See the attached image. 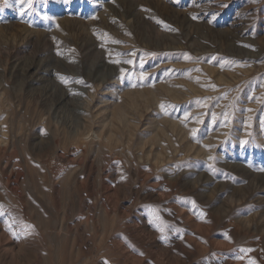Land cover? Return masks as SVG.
Returning <instances> with one entry per match:
<instances>
[{"label":"rangeland","instance_id":"374dc122","mask_svg":"<svg viewBox=\"0 0 264 264\" xmlns=\"http://www.w3.org/2000/svg\"><path fill=\"white\" fill-rule=\"evenodd\" d=\"M0 126V264H264V0H0Z\"/></svg>","mask_w":264,"mask_h":264},{"label":"bare ground","instance_id":"6f19581e","mask_svg":"<svg viewBox=\"0 0 264 264\" xmlns=\"http://www.w3.org/2000/svg\"><path fill=\"white\" fill-rule=\"evenodd\" d=\"M221 77V76H220ZM222 77H223V74H222ZM224 77H225V75H224ZM227 78V77H226ZM187 79V78H186ZM220 80H221V78H220ZM224 80V79H223ZM227 81V80H226ZM225 80H224V83L226 82ZM227 83H229V82H227ZM195 85H197V84H195ZM192 86V85H191ZM192 88H195V86L193 85L192 86ZM200 88V87H199ZM176 90H178V89H176ZM180 91V90H179ZM193 91V90H192ZM201 91V90H200ZM204 91V90H203ZM202 91V92H203ZM156 92V91H155ZM188 92V91H187ZM2 96V95H1ZM92 98V97H91ZM114 101V100H113ZM84 102V101H83ZM84 104H85V102H84ZM87 104V103H86ZM85 104V105H86ZM85 107V106H84ZM123 108V107H122ZM86 109H87V111L90 109V103H88L87 105H86ZM115 111H116V109H115ZM124 112V111H123ZM112 115V114H111ZM113 116V115H112ZM118 116H119V114H118ZM128 116V115H127ZM82 119H81V121H79V127L76 129V130H74L75 131V134H76V136H77V140H76V142H79L78 141V139H80V138H82L84 135H90L92 138L91 139H100L101 138V132H102V130L100 129V130H96L95 129V127H94V121L92 120V116L90 115V114H85V115H83L82 117H81ZM111 118V117H110ZM128 118V117H127ZM101 119V118H100ZM130 120V119H129ZM132 120V119H131ZM191 120V119H190ZM99 121V120H98ZM116 121V120H115ZM146 121V120H145ZM103 122H104V120L102 121V124H103ZM117 122V121H116ZM125 122V121H124ZM133 122V121H132ZM192 122V121H191ZM98 123H100L101 124V122L99 121ZM113 123V122H112ZM134 123V122H133ZM116 124V123H115ZM147 124V123H146ZM173 124V123H172ZM105 125H107V124H105ZM112 125V124H111ZM183 125V124H182ZM40 126V125H39ZM38 126V127H39ZM51 126V125H50ZM116 126V125H115ZM125 125H123V127H124ZM1 127V126H0ZM66 127V126H65ZM110 127H112V126H110ZM130 127V126H129ZM142 127V126H141ZM125 128V127H124ZM131 128H133V125L131 126ZM137 128V127H136ZM42 129V128H41ZM60 129V128H59ZM159 129V128H158ZM62 130V129H61ZM114 130V129H113ZM120 130V129H119ZM1 131V130H0ZM5 130H3V132H4ZM111 131H112V129H111ZM125 131H127V129L125 130ZM132 131V130H131ZM134 131V130H133ZM36 132V131H35ZM34 132V133H35ZM118 132V131H117ZM120 132V131H119ZM161 132V131H160ZM4 133H7V132H4ZM105 133V132H104ZM131 133V132H130ZM146 133V132H145ZM116 134V133H115ZM162 134H164V132L162 133ZM34 135V134H33ZM128 135V134H127ZM133 135V134H132ZM140 135V134H139ZM151 135H153V134H151ZM166 135V134H165ZM2 136V135H1ZM130 136H131V134H130ZM134 136V135H133ZM147 136V135H146ZM154 136V135H153ZM17 137H18V135H17ZM145 137V136H144ZM152 137V136H151ZM157 137H158V135H157ZM19 138V137H18ZM108 138V137H107ZM116 138H117V136H116ZM122 138V137H121ZM149 138V137H148ZM22 139V138H21ZM123 139V138H122ZM131 139V138H130ZM151 139V138H150ZM149 139V140H150ZM153 139V138H152ZM154 139H156V138H154ZM159 139H160V137H159ZM167 139V138H166ZM114 140V139H113ZM132 140V139H131ZM140 140V139H139ZM4 141V140H3ZM143 141H145V140H143ZM152 141V140H151ZM150 141V142H151ZM6 142V141H5ZM119 142H120V139H119ZM154 142V141H153ZM159 142V141H158ZM86 143V142H85ZM112 143V142H111ZM129 143V142H128ZM145 143V142H144ZM155 143V142H154ZM114 144V143H113ZM156 144V143H155ZM98 145V144H97ZM140 145V144H139ZM144 145V144H143ZM146 145V144H145ZM174 147V146H173ZM207 148V147H206ZM161 149H163V148H161ZM141 150V149H140ZM164 151V150H163ZM162 151V152H163ZM203 151H204V149H203ZM78 153V152H77ZM142 153V152H141ZM159 154L161 153V152H158ZM63 154V153H62ZM158 154V155H159ZM157 155V156H158ZM164 155V154H163ZM169 155V154H168ZM206 155V154H205ZM81 156V155H80ZM177 156V155H176ZM11 157V156H10ZM159 158H161V157H159ZM13 159V158H12ZM75 159V158H74ZM162 159V158H161ZM159 162V161H158ZM9 167V166H8ZM80 168V167H79ZM76 173H78V172H76ZM20 174V173H19ZM85 175H86V173H84ZM5 177H8V175L7 176H5ZM18 177V176H17ZM20 177H21V175H20ZM6 179V181L8 182V183H16L17 181H18V179L19 178H5ZM79 179V178H78ZM21 180V179H20ZM61 180V179H60ZM66 181V180H65ZM3 182V181H2ZM2 182H1V184H2ZM19 182V181H18ZM63 182V181H62ZM19 184V183H18ZM63 184V183H62ZM66 184V183H65ZM12 185V184H11ZM20 185V184H19ZM58 185V184H57ZM16 186V185H15ZM64 187H65V185H63ZM44 187H46V186H44ZM20 188H21V186H20ZM27 188V187H26ZM63 188V187H62ZM13 189V188H12ZM15 189V188H14ZM58 189V188H57ZM17 190V189H16ZM15 190V191H16ZM43 191H44V189H42ZM18 191V190H17ZM16 191V192H17ZM1 192V191H0ZM12 192V191H11ZM20 192V191H19ZM31 192V191H30ZM57 192V191H56ZM55 192V193H56ZM9 193V192H8ZM34 193V192H33ZM44 193H46V192H44ZM13 194V193H12ZM16 194V193H15ZM59 195V194H58ZM30 196V195H29ZM18 197V196H17ZM17 199V201H18V198H16ZM45 201V200H44ZM13 202V201H12ZM41 203H42V201H41ZM58 203V202H57ZM16 205V204H15ZM21 205V204H20ZM44 205V204H43ZM1 206V205H0ZM42 211V210H41ZM49 211H50V209H49ZM42 212H44V211H42ZM64 212V211H63ZM67 213V212H66ZM12 217V216H11ZM11 217H9V218H11ZM94 217V216H93ZM100 217V216H99ZM101 218V217H100ZM41 219V218H40ZM44 219V218H43ZM76 219V218H75ZM80 219V218H79ZM108 219V218H107ZM8 220V219H7ZM13 220H14V218H13ZM73 220V219H72ZM90 220V219H89ZM93 220V219H92ZM100 220V219H99ZM52 221V220H51ZM80 221V220H79ZM107 221V220H106ZM72 222V221H71ZM92 222H94V221H92ZM11 223V222H10ZM50 223V222H49ZM74 223H76V222H74ZM96 223V222H95ZM12 224V223H11ZM72 224V223H71ZM101 224V223H100ZM13 225V224H12ZM47 225V224H46ZM52 225V224H51ZM42 226V225H41ZM16 227V226H15ZM69 233V232H68ZM76 233V232H75ZM3 234V233H2ZM76 235V234H75ZM2 237H3V235H1ZM1 236H0V239H1ZM68 238V237H67ZM65 239V238H64ZM72 239V238H71ZM82 239V238H81ZM26 240V239H25ZM67 240V239H66ZM74 240V239H73ZM78 241V240H77ZM60 243V242H59ZM76 244V243H75ZM255 245V244H254ZM62 246V245H61ZM61 246L59 247V248H61ZM87 246V245H86ZM63 247V246H62ZM21 248V247H20ZM25 248V247H24ZM64 248V247H63ZM22 249V248H21ZM63 250V249H62ZM0 252H1V250H0ZM2 252H3V250H2ZM61 253V252H60ZM243 253V252H242ZM60 256V255H59ZM247 256V255H246ZM216 257V256H215ZM234 257V256H233ZM236 257V256H235ZM10 259H12V258H10ZM218 259V258H217ZM213 260V259H212ZM211 260V261H212ZM161 261V260H160ZM216 261H218V260H216ZM232 261V260H231ZM213 262V261H212ZM220 262H221V260H220ZM12 263H14V262H12ZM147 263V262H146ZM257 263H258V261H257ZM161 264V263H160ZM217 264H219V263H217ZM223 264V263H222Z\"/></svg>","mask_w":264,"mask_h":264},{"label":"snow or ice","instance_id":"6c2138e0","mask_svg":"<svg viewBox=\"0 0 264 264\" xmlns=\"http://www.w3.org/2000/svg\"><path fill=\"white\" fill-rule=\"evenodd\" d=\"M29 2H30V0H29ZM61 79H63V78H61Z\"/></svg>","mask_w":264,"mask_h":264}]
</instances>
